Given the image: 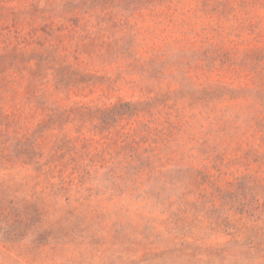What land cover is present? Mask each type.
I'll use <instances>...</instances> for the list:
<instances>
[{"label": "rangeland", "instance_id": "374dc122", "mask_svg": "<svg viewBox=\"0 0 264 264\" xmlns=\"http://www.w3.org/2000/svg\"><path fill=\"white\" fill-rule=\"evenodd\" d=\"M0 264H264V0H0Z\"/></svg>", "mask_w": 264, "mask_h": 264}]
</instances>
